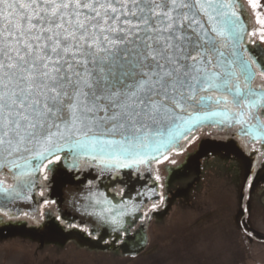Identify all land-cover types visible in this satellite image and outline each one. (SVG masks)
Returning <instances> with one entry per match:
<instances>
[{
    "label": "snow or ice",
    "instance_id": "obj_1",
    "mask_svg": "<svg viewBox=\"0 0 264 264\" xmlns=\"http://www.w3.org/2000/svg\"><path fill=\"white\" fill-rule=\"evenodd\" d=\"M243 11L240 0H0V201L23 198L36 176L44 197L82 182L86 169L112 184L135 170L138 179L150 175L160 200L146 206L147 221L165 200L159 166L176 164L201 127L264 137V49L248 53L264 43V28L249 31ZM225 146L213 141L206 152ZM249 166L250 157L242 159L245 173ZM244 183L247 174L241 214ZM127 207L94 213L103 234L114 233L111 243L132 239ZM0 216L12 214L0 208ZM31 218L33 230L50 237L80 231L63 210Z\"/></svg>",
    "mask_w": 264,
    "mask_h": 264
},
{
    "label": "rangeland",
    "instance_id": "obj_2",
    "mask_svg": "<svg viewBox=\"0 0 264 264\" xmlns=\"http://www.w3.org/2000/svg\"><path fill=\"white\" fill-rule=\"evenodd\" d=\"M256 2L251 10L258 24L264 0ZM202 161L196 181L178 186L175 173L170 176L164 206L150 215L147 244L139 251L101 248L83 233L46 239L33 230L32 220L23 216L8 223L0 216V264H264V183L243 184L241 214V163L215 154Z\"/></svg>",
    "mask_w": 264,
    "mask_h": 264
},
{
    "label": "flooded vegetation",
    "instance_id": "obj_3",
    "mask_svg": "<svg viewBox=\"0 0 264 264\" xmlns=\"http://www.w3.org/2000/svg\"><path fill=\"white\" fill-rule=\"evenodd\" d=\"M240 3L244 6V11L242 14L245 16V22L249 25V31L256 30L259 32L261 30V26L259 23L257 24L254 17V12L251 10V7L244 0H240ZM257 43L259 47L256 49V51H253V48L255 47L254 45H248V53H250L252 56H258L260 50L264 49V43H259V41H257ZM256 84L259 85V80L256 81ZM197 135L199 136V139L196 140V142L188 146L186 151L180 155L173 157V159L176 161V164L170 165L165 163L159 166V175L162 177L160 183L164 185V196L168 187L166 184H169V181H171L170 176L174 173V178H178V180L174 183L178 186H182L183 183L187 184L193 180L196 181L200 177L201 166H198V164L200 163V165H202V160L205 159V156L210 155L206 152V149L209 147V143L213 141L226 145L225 147H221L218 149V151L212 153L215 154L216 157H221V155H223L227 157L228 160H231L235 164L238 163L239 165L242 159H247L250 157V166L246 173L247 184L252 185L254 183H264V170H261V161H264V146H262L261 141H254L252 137L243 135L238 127L220 128L216 126H203L200 128ZM251 149H256L258 151L252 152ZM184 165H186V167H184ZM175 169H180V171H173ZM89 171L92 172V175H88ZM6 175V184L14 185V180L12 179L11 174L6 173ZM83 176L86 179L80 183L68 181L55 191L46 189L44 197L39 195L41 188L39 185V177H37L38 184L34 202H26L23 204L2 208L4 211H8L12 214L11 217L2 216V219H9L6 220L9 223L12 221V219H20L23 217L24 213H30L31 216L28 217V219L33 221L31 218L32 216L43 218L45 213L50 212L53 215H56L59 214L60 210H63L77 217L75 223L79 225L80 231L78 233H83L88 239H90L91 243L97 244L98 247L130 248L138 245L141 238L144 237L147 232L148 220H144L143 213L146 211V206L150 208L152 203H160V200L157 197L145 195L141 199L140 204L138 203V200L137 202L134 200L132 204L136 206V211H133L130 215H124L123 221L125 226H127L130 221L135 219V223L131 225L129 232L126 234L127 236L132 237L127 245L123 244L125 234H122L120 241L111 243L114 233L112 235L103 234L102 222L99 218H95V221H93L86 215V213L81 214V210L78 212L69 211L67 201H71L73 199L74 205L80 208L82 204L85 203L87 196L89 197L93 195V200H95L97 203L99 202V204L103 206L104 210L111 205H115V207H122L125 205L123 204V199L128 189L135 188V190H143L145 188H151L154 181L150 178V175L147 173H142L141 177L138 179L136 172L130 176L121 174V179L124 182L115 184L110 183L109 179L107 178V174H105L104 178L101 180L94 179V176H99V172L94 168L84 170ZM182 176L185 179H181ZM170 183H172V181ZM157 191H159V189H157ZM68 196L71 197V199H69ZM145 197L152 198L148 200ZM45 199L56 200L57 205L51 208H46L43 206V201ZM164 202L159 208L153 210L149 215L159 212L164 206ZM136 217L139 218L136 219ZM142 222L143 232L138 234V229ZM93 228H95V231L92 232V235H89L88 233L91 232ZM109 233H112L111 227H109ZM102 234L103 239H100ZM49 237V235H46V239ZM57 237L64 238L65 236L63 235Z\"/></svg>",
    "mask_w": 264,
    "mask_h": 264
},
{
    "label": "water",
    "instance_id": "obj_4",
    "mask_svg": "<svg viewBox=\"0 0 264 264\" xmlns=\"http://www.w3.org/2000/svg\"><path fill=\"white\" fill-rule=\"evenodd\" d=\"M254 141H261L262 142V145H264V137H261L259 140H254ZM133 173H135V170H132L130 173L128 170H124L123 175L125 176H130L132 175ZM37 177L36 176L34 179L36 181L35 183V186L31 189V191H25L24 193V197L23 198H20V199H16V200H12V201H8V202H4V201H0V208H5V207H10V206H13V205H19V204H23V203H33L35 198H36V188H37V184H38V180H37ZM14 184H15V181H14ZM128 189V191L125 193V196H124V201H123V204H127L129 205V207L127 208H124V212H125V215H130L132 212H133V209H132V203L133 201L135 200L137 202L138 200V203L140 204V201L141 199L143 198V196L145 195H149V196H152V192H151V188H145L143 190H135L134 189ZM141 194H144V195H141ZM92 199L89 200L88 199V196H87V199L85 200V203L82 204V206L80 208H78V206L74 205V201L73 199L71 201H67L68 202V210L69 211H80L81 210V214H85L90 217L93 221H95V218H98L96 215H94V213H101L104 211L103 209V206L99 203H97L95 200H93L94 196L92 195L91 196ZM69 199H71V197L68 196ZM97 204H96V203ZM114 212L116 210H120L122 207H115V205H111L110 206ZM87 208V211H85L84 209ZM96 223V222H95ZM66 239H69L72 237V235H64ZM147 244V238H146V234L144 235V237L141 238L140 240V243L136 246H133V247H130L132 250H135V251H139L140 249H142L143 247H145Z\"/></svg>",
    "mask_w": 264,
    "mask_h": 264
},
{
    "label": "bare ground",
    "instance_id": "obj_5",
    "mask_svg": "<svg viewBox=\"0 0 264 264\" xmlns=\"http://www.w3.org/2000/svg\"><path fill=\"white\" fill-rule=\"evenodd\" d=\"M65 238V237H64Z\"/></svg>",
    "mask_w": 264,
    "mask_h": 264
}]
</instances>
